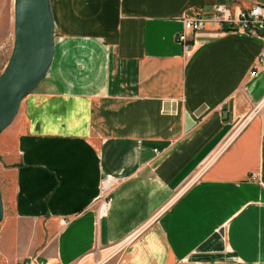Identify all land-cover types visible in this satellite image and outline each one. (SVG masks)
Here are the masks:
<instances>
[{"label":"crops","instance_id":"0c3cea01","mask_svg":"<svg viewBox=\"0 0 264 264\" xmlns=\"http://www.w3.org/2000/svg\"><path fill=\"white\" fill-rule=\"evenodd\" d=\"M50 4L51 65L0 133V260L264 264V36L212 20L264 0Z\"/></svg>","mask_w":264,"mask_h":264},{"label":"water","instance_id":"95a60500","mask_svg":"<svg viewBox=\"0 0 264 264\" xmlns=\"http://www.w3.org/2000/svg\"><path fill=\"white\" fill-rule=\"evenodd\" d=\"M11 54L0 74V133L14 120L23 97L46 75L54 52L50 0H14ZM4 206L0 190V222Z\"/></svg>","mask_w":264,"mask_h":264},{"label":"built area","instance_id":"2783aa9c","mask_svg":"<svg viewBox=\"0 0 264 264\" xmlns=\"http://www.w3.org/2000/svg\"><path fill=\"white\" fill-rule=\"evenodd\" d=\"M212 20L218 23L222 28L234 30L240 34H251L256 36H264V8L260 4H254L248 10H241L238 14H232L231 10L226 5L217 4L215 6ZM206 19L201 16L183 18V29L176 35V39L187 44L186 30L197 31L205 27ZM256 61L264 66V47L257 55ZM256 71H251V76L255 75ZM258 110L255 107L254 112ZM109 200H105L102 204L103 208L107 206ZM116 248L114 252L121 250L124 246Z\"/></svg>","mask_w":264,"mask_h":264},{"label":"rangeland","instance_id":"374dc122","mask_svg":"<svg viewBox=\"0 0 264 264\" xmlns=\"http://www.w3.org/2000/svg\"><path fill=\"white\" fill-rule=\"evenodd\" d=\"M13 4H14V0H0V74L2 73L8 61L13 45V38H14ZM0 264H10V262L0 260Z\"/></svg>","mask_w":264,"mask_h":264}]
</instances>
